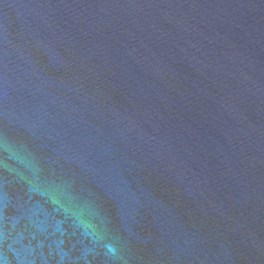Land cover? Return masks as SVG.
I'll list each match as a JSON object with an SVG mask.
<instances>
[{
  "label": "water",
  "instance_id": "1",
  "mask_svg": "<svg viewBox=\"0 0 264 264\" xmlns=\"http://www.w3.org/2000/svg\"><path fill=\"white\" fill-rule=\"evenodd\" d=\"M0 264H264V0H0Z\"/></svg>",
  "mask_w": 264,
  "mask_h": 264
}]
</instances>
